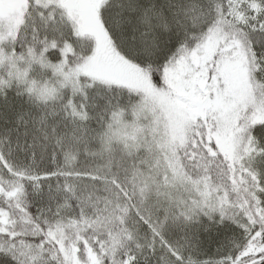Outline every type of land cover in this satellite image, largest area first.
I'll return each instance as SVG.
<instances>
[{
  "label": "snow or ice",
  "instance_id": "snow-or-ice-1",
  "mask_svg": "<svg viewBox=\"0 0 264 264\" xmlns=\"http://www.w3.org/2000/svg\"><path fill=\"white\" fill-rule=\"evenodd\" d=\"M0 264H264V0H0Z\"/></svg>",
  "mask_w": 264,
  "mask_h": 264
}]
</instances>
